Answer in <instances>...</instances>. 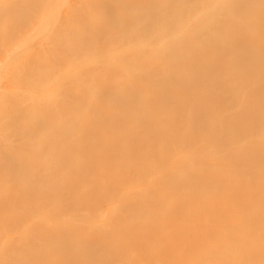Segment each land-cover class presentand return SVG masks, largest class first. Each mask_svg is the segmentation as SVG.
Wrapping results in <instances>:
<instances>
[{
	"label": "bare ground",
	"instance_id": "6f19581e",
	"mask_svg": "<svg viewBox=\"0 0 264 264\" xmlns=\"http://www.w3.org/2000/svg\"><path fill=\"white\" fill-rule=\"evenodd\" d=\"M204 2L202 3V0H6L5 4H0V102L2 103L0 104V155L3 157V161L0 162V177L3 175L7 177L11 176V181H9V177L8 179L5 177L2 178L3 181L4 179L8 180V183L10 182V184H12V180L13 182L15 181L10 190L3 188L5 194L9 195L0 197V227L2 228H0V231L3 232L0 236V264H44V259H39L33 256L35 250L32 249L31 245L30 249L25 246V234L20 235L19 241L16 240L14 236L19 230L24 231L25 228L30 227V224H24V222L30 218V213L27 211L30 209V183L26 182V179L30 177V139L44 136L51 144L65 143L67 140H70L69 138L75 133H80V128L72 126L73 122L67 120V117L75 115V113L77 114L79 111L85 109L88 94H83V96L86 95V100L82 99L83 97L81 98L80 96L75 102H70L71 95L81 90H88L93 96V93L97 94L98 97H91L94 99V102L92 100L91 103L89 101L90 98L88 104L91 105V107L89 106L90 112L92 111L91 115H102L103 113H106L105 109L107 111H112L109 110V108L112 109L110 106L128 104L131 99H134L135 101V98L142 91H144L143 93L145 97V89L147 91V88L149 87H154L153 89H156V91L159 90L161 94L176 95L180 100V97L185 94L189 95L193 92H195V94L198 92H205L206 89L204 88L212 83H214V85H210V87L214 86L213 89L221 93H217V96L215 91L213 94L211 89L209 92L212 93L208 96L209 92L207 93V89L205 93H207L208 98H206L208 101L211 100L209 101L211 107L212 105L213 107L215 105V108H218L215 103H211L213 101L215 102L216 98L220 97L225 90L226 93H224L226 95L233 92L231 93L233 94V97L231 94L227 96L225 95L226 97H224L227 99L230 97L235 99L233 101H235V104L238 107V111L236 110L235 112V109H231L234 108V106L232 105L233 107H231L228 105L231 107L229 110H233L236 114L233 111H230V113H226L228 115L226 116L224 113L225 116H223L222 122L219 124V115L223 114L226 110L223 111V108L220 112V108L217 109V111L212 108L215 110L214 111L205 106V111H214L213 114L215 113L214 115L219 116L217 119L216 116L213 115V118L215 117V119L218 120L216 121L220 125H218L219 131L221 130L224 134L222 137L225 136V139H222L225 140L223 142L227 143V145L222 143V139L220 140V138L218 144H225L226 147L230 145L232 147L231 149H228L234 152L231 154L229 151L230 153L228 152L224 154L225 156L223 157L225 159H222L225 161L227 159L229 163H223L224 166L222 165L223 168L219 171L216 165H209V161H204V159L202 161L201 158L199 159L191 154L187 153V155L183 152L185 149L183 150L182 144H186L185 141L187 140H184L185 138L182 133V142L178 141L182 143H179L181 150L176 144L178 147L175 148L176 150L171 153L170 157H167V164L160 166L164 169V172L158 167V171H161V173L150 177L147 180V183L152 186L164 184L163 186L166 187V192L170 193V195L165 201H163V203L167 202L164 210L169 211L167 213L168 216L161 217L158 221L153 220L154 223L158 222L159 225H157V227L153 222L151 223L152 219H148L142 223L141 228L149 240H151V237L156 234L154 237L156 244H152L153 247L146 252H154L160 256L150 264H264V193L261 195L256 192L259 194L256 196L258 198H255L256 200H251L250 196L254 195L253 193H249L247 196L240 195L241 197H239V194L234 193L235 191L232 190L233 194L231 193L232 197H230L231 194L229 195L227 192H220L221 194H219V196L221 197L219 203L223 205L220 206L219 204L218 207H221L222 209L221 211L219 209L216 211L217 204H215L213 199L208 198V196L211 195V190L209 193V190L207 189V185L210 186V184H213L215 185L214 187H216L219 178H223L220 177L223 176V174L226 176L231 172L229 176H234V171L236 172V170L239 169V171L248 170L250 172L257 167L256 169L260 168L259 172L264 174V104L261 106L258 104V106H256L257 102H255V107H252L253 104L252 106H249L251 105V103H249V101L251 102L250 98H253L247 91L251 89H249V86H247L248 89L245 88L247 90L244 89L246 92L244 91L243 93L245 94L242 93L244 95L242 97H247V95H249L246 100L247 102L244 98L241 99V102L240 95L238 99L241 103L244 101L245 103H249L243 104L246 105V107L241 103L239 107V102H236L237 99L235 98L238 97V92L242 91L239 90L241 86L246 87L249 83H251L250 86H252L254 82H257L258 86L262 85H259L260 82L258 81L261 79L262 82V77H264V0H232L231 2L230 0H205ZM199 7H201V10L199 9L200 13L197 9ZM196 10L198 12L197 15L203 14L202 16L205 17L197 16L195 19H198L199 22L195 21L194 23L193 20L191 23L194 24H191V26L189 24L190 27H188L187 22H190L188 20L192 18V15L194 16V14H196ZM222 15H227V17H225L228 19L227 23H222V19L220 21V18H223ZM230 21L233 25H237V23L238 25L239 23L243 24V27L241 26L242 28L240 29L241 31L238 29L240 27L235 25L238 29V36L240 38L238 36V39L235 37L232 39L233 36H231L232 38H229L235 28L230 32L224 31L226 25L228 29ZM244 23L246 24L245 26ZM219 24L221 26L224 25L225 27L223 26L224 28L220 29L221 26ZM192 25L194 26L192 27ZM244 27L249 29H246L247 31H245ZM70 29L72 30V33ZM237 29H235V31H237ZM74 31L77 33H74ZM78 31H83L82 33L85 36L83 35V38L80 37L81 35L79 36ZM222 32H225V35H223L224 33ZM36 33L42 35L47 45H44L35 52L32 51L31 41L32 38L36 36ZM75 34H78V38H75ZM223 36L225 37L224 39ZM209 39L213 42V46L211 47H222L225 50L222 54L219 52V54H221L220 57L214 53V55H212L209 53L210 51H207L209 50ZM235 39L237 40L236 42ZM76 40H79V42H75ZM227 40L229 42H227ZM96 45V48H100H95L96 51H93L95 50L94 47ZM252 45H255L256 48L254 46L251 47ZM107 46L111 47L108 48ZM59 47L63 49L62 52ZM106 47L108 48V51L104 49ZM251 48H253L255 54L252 53ZM57 49L60 51L57 52ZM110 50L114 51L112 52ZM140 50L141 53H139ZM249 50H251V53ZM208 54L211 55L212 61L209 60L208 62V59L211 58ZM230 61L234 62V65L236 64L235 68H237L239 64L242 72L239 66V71L237 69L236 71L240 73H236V71L232 73L231 71H234L235 68L229 69L228 64H230ZM210 62H212L213 65L208 64ZM221 65L227 66H224L226 67L225 71L223 70L224 67H221ZM218 67H221L222 69H219ZM216 68L221 70L222 74L221 71L219 72ZM216 70L218 72H216ZM223 73L224 75L228 74V77L223 76ZM255 74H258V81ZM254 76L255 78H253ZM250 77L251 81L249 80ZM208 80L212 83H207ZM125 81H127V83ZM123 82H125L127 86L125 85L126 87L121 89L118 85ZM228 85L229 87H227ZM216 86L217 88L215 89ZM218 86H220V89H218ZM222 87L225 90H222ZM225 87H227V89ZM233 87L238 94H234L236 91ZM238 87L240 88L238 89ZM263 87L264 83L262 87L260 86V89H263ZM48 92H55L57 97L54 101L43 102L44 100L42 101L39 97L46 95ZM251 92L253 93V91ZM212 95L217 96L216 98L212 97L213 101L209 98ZM140 96L143 97V95H139V97ZM149 96H147V98ZM260 96L261 95H259V97ZM156 97L158 96L156 95ZM156 97L154 99L151 98L155 100ZM224 97H222V99ZM161 98H159V100H161ZM260 99L263 98L260 97ZM30 100L32 101L31 105ZM163 100L165 99L163 98ZM148 103L150 104V102ZM157 103H155V105ZM252 103H254V101ZM133 104H136V101ZM143 104L144 103H142V105ZM162 104L161 101L160 105ZM167 104L168 103H166V105ZM155 105L151 106L155 108ZM210 105H208V107ZM159 106L157 104L156 108ZM188 106L190 105L188 104ZM101 107H105L102 112ZM173 107L175 108V106ZM92 108L95 109V111ZM189 108H192L193 110L194 107ZM32 109L36 111L33 114L41 115L39 117H50L54 114L62 115V117L59 116V118H64V121L62 120L64 127H62L63 124L61 123L62 125L60 129L58 128L59 130L51 132L45 131L43 128L39 129V126L30 130V125L26 120L27 117H30V113L33 111ZM115 109L113 111L114 113ZM202 110H204V108ZM205 111H201L200 117L201 119H207V122L204 120L200 121L201 123L204 121L207 126L203 123V125H200L205 126L206 128L208 127L207 129L203 131L201 130L203 127H198L200 117L197 118V123L195 120L193 121L195 118H192V121L197 125L196 130L200 129L203 132L204 136H202L205 143L208 145L200 144L202 147L198 145L197 148L195 144L197 139H194L195 134L193 133V147H190V150L189 148L187 149V147L186 149L188 151L193 150L196 153L200 151L201 154L202 152L206 154L205 157L207 156V158L217 159L223 150L227 149L224 145H220L221 147L218 144L216 147L210 146V143H212L210 139H212V137L216 138V136L214 137L212 135V137H208L206 133L210 131L208 129L217 125V123L214 124L216 121L212 118V114L209 112L208 116V112ZM195 112H198V110L196 109ZM203 112L204 114H207L206 117L208 116L209 118H204V114L202 115ZM217 112L221 114L218 113V115ZM194 114L196 116V113ZM151 115L153 116V114ZM188 115L189 114H187V116ZM183 116L186 117V115ZM193 116L194 115H192V117ZM187 119L190 121L188 117ZM112 121L111 117H107L104 120V124L110 125ZM193 122L192 124L194 127L195 125ZM208 122L210 124H207ZM239 123L241 125H239ZM210 125H212V127H210ZM218 126L213 127L212 129L214 135H217L215 132L218 129L216 130L215 128ZM239 126H243L242 129L246 133L240 129L244 132V134H240V131H237L240 128ZM166 127L169 128L168 126ZM188 127L189 126H187V129H189L192 134V127ZM94 128L98 129L100 126L96 125ZM16 130H19L20 132L14 134L13 132ZM85 130L89 132L91 128H82L81 132L85 133ZM184 130L185 129H183V131ZM196 130L194 129V131ZM196 132L199 133V131ZM237 133H239L240 136L237 135ZM257 133H260L258 135H261V138H254L259 145L255 142V139L249 138V136L257 135ZM168 136L170 135L168 134ZM186 139H189V137ZM214 142L215 140H213V143ZM173 148L172 150H174ZM199 148L200 150H198ZM92 150V141L88 139L83 142L81 146L73 148L70 154L72 156H77ZM159 154L160 157L164 156V152ZM227 154H229L227 157H235L239 155L236 158L237 160L239 159L238 161L240 162L237 161L238 164L234 163L236 165L232 167V163H230L231 158L229 157L228 160L226 157ZM251 155H254L253 157H255V159L253 158V163L250 158ZM240 156L242 160H240ZM59 162H57L56 165L60 167L63 163ZM215 163L217 164V162ZM219 163L220 161L218 164ZM82 168L81 173L83 174L84 170H82ZM192 173H196V177L199 178L196 182L200 185V189H197L199 188L198 185L191 182L194 181L189 178ZM43 176L44 173L36 174L34 176L37 184H45L44 182L46 181L43 179ZM259 177L262 178L258 179ZM259 177L257 178L258 180H264L263 176ZM23 178L24 182H22L19 187L20 190H18L19 192H23L20 194L17 191V194H20L19 196L25 201V205L23 207L20 205L22 210L16 208L15 212L13 211L14 214L8 215L9 213L4 207L6 206L7 209H10L9 206L13 208L19 202L20 199L18 195H15L14 189H16V183ZM256 182L259 183L257 180ZM57 183L58 182H53L54 185ZM60 185L64 188L63 191L66 193L65 200L69 199V193L75 187L68 180L60 182ZM251 185V187H254V184ZM235 187L238 186L234 185V190H237ZM101 188L103 189L104 187ZM261 189H264V187ZM9 191L10 193H8ZM92 192L93 191H91V193ZM132 192L133 194H131L130 191L129 194L127 193L125 196L124 194L122 195L125 199L123 203H121V207L119 201L118 204L114 202L116 208L118 206V208H121L120 210H122L123 204L122 212H127L129 209L127 213L128 216L132 210L140 209L143 206V203L149 208L153 202V196L148 193L141 195L143 191H139L137 185L136 189H133ZM84 197L85 195L82 194L77 198L78 202L81 203L79 217H74L73 219L75 226L72 220L70 223L71 225L73 224V226H69L71 227L70 229L68 228L69 230L65 229V231L68 230L66 236L69 238L74 236L73 234H76L75 236H77L79 232L78 229H80L79 223L81 226V222L79 221H84L86 219L97 220L100 224H97L96 226L99 228L96 229L93 224L94 227H92L94 230L96 229L95 232L83 235L76 243H70V241L67 242L70 246L74 244L76 248L80 245L81 240L83 242V246L77 250L78 252L75 253L74 251V254L72 255H70L72 252L69 253L70 257L73 258H71L70 260L72 261L67 264H77L78 262L84 264L86 262L85 251H91L92 254H96L95 250H100L103 248L102 245L106 244V237L111 234V232L109 233V229L113 227L111 221L108 222L104 219L105 213L102 212L104 207H108L109 204H104V206H102L100 204H103V202L97 204V200V203L95 204V202L92 201V204L96 206L88 209V207L83 204ZM119 197L121 198V196ZM109 198L111 197L109 196ZM111 200L112 199H110V201ZM210 200H213V203L209 206L208 203ZM240 200H243L244 202L242 201V203H239ZM234 203H238V205L236 204L238 207L239 204H242L240 206L243 207L237 209L235 208L237 206L232 205ZM20 204H22L21 201ZM114 205L111 204L109 207L113 206V209L116 210ZM231 205L232 207L229 208ZM244 205L245 207H252V210L248 211V214L252 213L251 211L255 208L256 214L252 213V215L254 214V217L251 216V214L250 216L248 214L246 215L247 212ZM100 206L103 208L102 210H100ZM225 206V209L229 208V212L224 209ZM113 209L111 212L114 211ZM248 209L249 208H247V210ZM242 210L245 211L242 212ZM5 211L8 216L5 215ZM50 212L52 214L53 211L50 210ZM111 212L109 211L108 213ZM226 213H230V215L227 216ZM26 214L27 216L20 218V216L22 217V215ZM48 214L52 217L49 212ZM114 215L116 216L118 214ZM132 215L135 216L137 213H133L131 216ZM124 216L120 217L124 218ZM118 217L119 216H117V218ZM36 218L42 220L43 217L39 215ZM56 219L53 218V220ZM75 221L79 222L77 227ZM131 221L132 224L133 222H136L134 220ZM86 225L88 226V224ZM126 240L127 239L125 238H120L119 241L126 242ZM109 242L114 244V255L112 256L114 260L110 259L111 255L108 256L100 251L103 255H96L98 257L96 264H122L120 251L127 248V246L125 244L123 246L119 244L121 248L116 249L115 246H117V241ZM118 247L119 246H117V248ZM59 249H61V247H59ZM59 249H55L61 254V256L60 254L57 256L55 252L58 262L60 259L62 261L63 257L67 258L69 256L65 251H68L69 249L63 247V252ZM113 250L111 249L110 252ZM53 251L50 252L52 253ZM80 252H82V254ZM47 253L49 254V252ZM129 253L131 254H128V257L125 258L126 262L124 264H146V262L141 261L140 258H138L137 252L129 251ZM48 254L46 255L49 256L50 254ZM104 255L106 256L105 259ZM59 257L62 258L58 259ZM107 258L110 260L105 261ZM88 259L89 257L87 260ZM64 261L66 260L64 259ZM45 264L55 263L45 262Z\"/></svg>",
	"mask_w": 264,
	"mask_h": 264
},
{
	"label": "rangeland",
	"instance_id": "374dc122",
	"mask_svg": "<svg viewBox=\"0 0 264 264\" xmlns=\"http://www.w3.org/2000/svg\"><path fill=\"white\" fill-rule=\"evenodd\" d=\"M204 1L205 0H202V3ZM231 1L232 0H230V2ZM5 2H6V0H0V4H5ZM204 3H206V2H204ZM200 8L201 7L197 8V9L199 10ZM200 10H199V13H200ZM195 13L196 14H194V16L193 15L191 16L193 19L190 18V20H188V21H190V22H187V26L188 27H190L191 24H194L195 21L199 22L198 19H195V18H197V16L205 17V16H202L203 14L197 15V13H198L197 10H196ZM222 17L223 18H220V21L222 19V23H227L228 19L225 18V17H227V15H224V16L222 15ZM199 19H201V18H199ZM193 20H194V23H191ZM189 24H190V26H189ZM235 25H233L232 22L230 21V25L228 24V29H227V25H226V27L223 25L225 28L220 25L221 26L220 29L224 28V31L230 32L234 28L237 29L238 26L240 27V28H238L239 30L243 27V24H240V23H239V25L237 23V25H236L237 27ZM245 25L246 24L244 23V26ZM193 26L194 25H192V27ZM235 29L233 30L232 35L230 34L229 38L231 36H233V38L231 37L232 39H234V37L236 39H238L237 38L238 29H237V31H235ZM246 29H249V28H245V31H247ZM70 31L72 33L71 29H70ZM82 32L78 31L79 36L81 35L80 37H82L84 35ZM31 33H35V32H31ZM74 33H77V32L74 31ZM80 33H82V34H80ZM222 33H224L223 35H225V32H222ZM242 33H243V31H242ZM77 35L75 34V38H78ZM224 38L225 37L223 36V39ZM229 38H227V39H229ZM236 39H235V42L237 41ZM75 42L78 43L79 40H76ZM227 42H229V41L227 40ZM44 45H47L45 39L42 37L41 34L36 33V36L33 37L32 41H31L32 51L36 52L40 48H42ZM255 45H252L251 47H253V46L255 47ZM211 46H213V42L209 39V50H207V51H210L209 53L212 54V55L215 54V55H218V57H220L221 54L225 51L222 47L213 48ZM256 46H258V45H256ZM96 47H97V45L94 47V49ZM107 47L104 48V49L107 50L111 46L108 47V48ZM59 48L61 49V52H62L63 49L61 47H59ZM98 48H100V47H98ZM98 48H96V49H98ZM96 49L93 50V51H96ZM235 49H236V47H235ZM251 49H252V53L255 54V52H253V48H251ZM59 51L57 49V52H59ZM110 51H112V50H110ZM137 51H138V49H137ZM250 51L251 50H249V52ZM219 52L221 54H219ZM139 53H141V50L139 51ZM209 56L211 57V55H209ZM216 58H217V56H216ZM209 60L212 61V57L208 59V62H209ZM208 64L213 65L212 62H210ZM210 65H209V67H210ZM226 65H221V67H224ZM228 65H229V69H231V68L233 69V68H235L236 64L234 65V62L230 61V64H228ZM230 65H232V66H230ZM239 66L240 65L238 64L237 68H235L234 71H231V72L233 73V72L236 71V69L238 70ZM242 66H243V64H242ZM221 67H218V68L220 69ZM226 67H224V69H223L224 71H225ZM218 68H216V69L220 72L221 70H219ZM217 70H216V72H218ZM240 70H241V66H240ZM238 71H236V73ZM241 72H242V70H241ZM238 73H240V72H238ZM221 74H222V71H221ZM227 75L228 74L224 75V73H223V76L226 77ZM255 75H256V79H257V75L258 74H255ZM251 77L249 78V80L251 79ZM253 78H255V76ZM262 78H263L262 82H261V79L259 81L257 79V81L260 82L259 85L260 84L263 85V83H264V77H262ZM127 81H129V80H127ZM127 81H125V82L127 83ZM125 82L122 83L123 85L122 84L118 85V87L120 86L121 89H124L127 86ZM209 82H210V80H208L207 83H209ZM210 83H212V82H210ZM210 85H214V83H212ZM210 85L207 86V87L205 86L206 88H204V89H206V91L208 89L207 93L209 91H211V89H212L213 94H214V91H215L216 95H217V93H221V92H218V91L214 90L213 89L214 86H211L212 87L211 88ZM250 85H251V83H249V85H246V87H242L241 86V88H243V89L238 87V89L240 88L239 90H242V91L238 92L239 94L237 93V91L233 87V89L236 91V93L234 92V94H238L237 95L238 97H235V95H234V97L238 100L239 99V95H240V101H241L242 98H244V100L246 101L247 98L249 97V95H247V97H242V96H244L243 94H245V93H243V92L245 90H247L248 89L247 86H249V89L250 88L251 89L247 90V91L250 94V96L253 97V98H250L251 102L249 101V103H251V105H249V106H252V104H253L252 107H255L254 106L255 102H257L256 106H258V104H260L259 106L263 105L264 104V100H263L264 99V96H263L264 95V93H263L264 87H263V89H260V86L262 87V85L258 86L257 82L256 83L254 82V84H252V86H250ZM220 86H218V89H220ZM255 86H256V88L258 87L257 90H256ZM227 87H229V85ZM227 87H225V88L227 89ZM153 88L152 87L147 88L149 90V93H148V90L146 91V89H145V93H146L145 97H144V93H143L144 91H142L139 95H143L144 99H143L142 96L139 97V95H138L135 98L136 104H133L135 101H134V99H131L130 102H128V104H119V105H116V106H110V107H112V109L109 108V110H112V111H107L105 109V107H103V108L101 107V109H102L101 112L104 111V109H105V112H106V113H103L102 115H98V114L97 115H91V112H92V111L90 112L91 105L88 104L89 101L91 102L93 100V102H94L93 98L95 96L98 97L97 94L93 93L94 94V96H93L90 91L81 90V91H79V92H77V93H75V94H73L71 96L69 95L70 96V102H75L78 99V97H80V96H81V98L83 97L82 99L86 100V97H85L86 95L83 96V94H88V98L86 100L87 105L85 106V109L79 111L77 114L75 113V115H71V116L67 117V120H71L73 122L72 126H77L78 128H80V133H78L79 135L75 133L76 135L74 134L71 138H69L70 140H67V142H65V143H54V144L49 143L44 136H41V137H38V138H35V139H30V177H28L26 179V182L30 183V203H29L30 209L27 210L28 213H30V218L26 222H24V224H26V225L30 224V227L25 228L24 231L19 230L15 234L14 238L19 241L20 235L21 234H25L26 235L25 246L29 247V249H30V245H31L32 249L35 250L33 252V256L36 257V258H39V259H44L43 260L44 264H45V262H48V263L52 262V263H55V264H59V263L60 264H65V263L67 264V263L71 262L72 260H70V259L73 258V257H70V255L74 254V251H75V253L78 252L77 250L83 246V242L81 240V243H80V245L77 248L75 247L74 244H73L74 246L73 245L70 246V244L67 243V242L70 241V243H76V242H78L80 240V238L83 235H86L88 233L92 234L93 232L96 231V229L99 228L96 225L100 224V223H98V221L95 220V219H93V220L86 219L84 221L83 220L79 221V222H81V226H80V223L78 221L77 222L75 221L76 222V227H77L78 223H79V227H80V229H78L79 232H78L77 236H75L76 234H73L74 236H71L70 238L66 236V234H68V230L73 226V224L75 226V223H74V220H73L74 217H79V209L81 207V203H79L78 200H77L78 196H81L82 194L85 195L83 204H84V206L88 207V209L96 206V205L92 204V201L95 202V204H96L97 200H98L97 204L103 202V204H100L102 206H104V204H106V205H108V204L109 205H111V204L114 205L115 203L118 204L120 202V207H121V203H123V201L125 199L124 196L127 195V193L129 194L130 191H131V194H133L132 190L136 189V185H137V188H139V191H143L141 195H144V194L148 193V194L153 196V202H152L151 206L148 208L143 203V206L140 209H137V210H134V211L132 210L131 211L132 213L129 211L130 212L129 216L127 214L129 209L127 210V212H125V211L122 212L123 204H122V210H120L121 208L120 207L118 208V206L116 208V204L114 205V208H116V210L118 209L117 211L113 209V206L109 207V205H108V207H106V208L104 207V210H102L103 208H101V206H100L99 207L100 210H102V212L105 213L104 219L107 220L108 222L111 221L114 228L112 227V228L109 229V233L111 232V234L108 237H106V240H105V241H107L106 244L102 245L103 248H101L100 250H98V251L95 250L96 254H92L91 251H85L84 254H85L86 262L84 264H96L97 261H98V257L96 255L97 254H102V253L106 254L108 256L111 255L110 259L112 260L113 259L112 256L114 255V250H113V245L114 244L110 243L109 241H114V242L117 241L116 245L119 246V247L117 248V246H115L116 249H120L121 246H123L124 244L127 246V248H125V249L120 251L121 254L119 253L121 255L120 259L122 261L121 262L122 264H124L126 262L125 258L128 257V254L129 255L131 254V253H129V251L130 252H134V251L137 252V256H138V258H140L141 261L146 262V264H150L151 262H153L154 260H156L157 258L160 257L157 253L146 252L147 250H149L150 248L153 247L152 244H154V245L156 244V241H154V237H155L156 234H154V236L151 237V240H149V238L146 237L145 232L143 231L141 226H142V223L147 221L148 219H152L151 220V223H152L153 220L158 221L159 218L165 217L167 215V213L169 211H165L164 210V208L167 205V202L163 203V201H165L169 197L170 193L166 192V187L163 186L164 184H158V186L149 185L147 183L148 178L153 177V176L161 173V171H158L159 170L158 167L166 165L167 162H168L167 157L168 156L170 157L171 153H173V151L176 150L175 149L176 147H178V146H179V148L181 147L179 143L182 142L181 141L182 140V137H181L182 133H183L184 138H185L184 140H187V141H185L186 144H182L181 143L183 150L185 149L184 151L183 150L182 151L185 154L188 153V154H191V155L195 156L196 158H199V159L201 158L202 161H203V159H204V161H207V162L209 161L208 164L212 165V166L216 165V167H217V169L219 171L222 170V168L224 166L223 163L225 164L226 162H228L227 159H226V161L224 160L225 159L223 157V156H225L224 154L228 153L229 151L231 152V154H233L234 151L230 150L232 146H230V145H228L227 147L225 146V144L227 145V143L223 142V141H225L224 140L225 136L222 137L224 134L222 133L221 130L219 131V126H220L219 124H221L223 116H225L224 113L226 114L227 112L230 113V111H233V110H229L233 106H234V108H231V109H235V112H236V110L238 108L237 105L235 104V101H233L235 99L231 98L230 96H229L230 97L229 99L225 98L227 95H230L233 92H231L230 94L226 95L225 94L226 90L222 87V90H225L224 91L225 93L222 91L223 92L222 95L224 94L223 96L221 94H219V95H221L220 97H217L218 95L217 96H213L212 95L211 97H209L210 99H212V101H213L212 97H215V98L217 97L216 100L214 98L215 102L213 101L212 103L211 102L210 103L211 104L215 103L218 106L217 109L220 108L219 109L220 112H221V110L223 108H224L223 111L226 110L225 112H223V114L217 112V114L218 113L221 114V115L218 114L220 116L219 117L217 115H214L215 113L213 114V112L215 111L214 109H216V108H215V105H214V107H213V105L211 107V105L209 104V101H211V100L208 101L207 93H205L206 91L202 92V93L198 92L196 94H195V92H193L194 94L193 93L192 94L190 93L189 95L185 94V95H182L180 97V100H179L176 97V95H173V94H171V95L170 94H166V95L165 94H161L159 90L156 91V89H153ZM216 88H217V86L215 87V89ZM245 88H247V89H245ZM153 90L156 91L157 93L154 92ZM234 90H232V91H234ZM101 91H102V89H101ZM227 91L230 92L229 90H227ZM251 91H253V93ZM212 92H209L208 96H210ZM96 93H99V92H96ZM203 94L204 95L206 94V95L204 96ZM156 95L158 97H156ZM232 95L233 94H231V96ZM259 95H261L260 97L263 98V99H260ZM147 96H149V97L147 98ZM165 96H167V97H165ZM188 96H189V98H188ZM196 96H198V97H196ZM56 97H57V94L55 92H48L46 95H42L39 98H41L42 101L44 100L43 102H51V101H54L56 99ZM91 97H93V98H91ZM151 97L153 99L156 97L155 100H157V101L153 100ZM222 97H224V98L222 99ZM140 98H141V100H140ZM159 98H161V100H159ZM163 98L165 100H163ZM203 98H204V100H203ZM258 98L260 99V102H259ZM136 99H138V100H136ZM139 100H140L141 103L139 102ZM237 100H236V102H239V100L238 101ZM262 100H263V103H262ZM161 101L163 103L162 105H160ZM245 101L243 103H241L242 101L239 102L238 103L239 107H240L241 104L243 105L245 103ZM253 101H254V103H252ZM148 102H150V104ZM188 102H190V103H188ZM198 102H199V104H198ZM233 102H234V104H233ZM31 103H32V101L30 100V105H31ZM142 103H144V104L142 105ZM155 103H157L158 106L160 105L159 107H161V106L162 107L161 108H159V107L156 108L157 104L155 105ZM166 103H168V104L166 105ZM206 103H208V104H206ZM249 103H245V104H249ZM0 104H2V103L0 102ZM188 104L190 106H188ZM123 105H125V106H123ZM146 105H147V107H146ZM151 105H153V106L155 105L156 109L154 107H152ZM192 105H194V106H192ZM200 105H201V107H200ZM208 105H210V106L208 107ZM228 105L231 106V107H229ZM94 106H92V107H94ZM173 106H175V108ZM205 106H207L208 109L211 108V110H214V111H211V112H210V110L209 111H205ZM243 106L246 107V105H243ZM189 107H194V108L192 110V108H189ZM107 108H108V106H107ZM113 108L114 109L116 108L115 109V113L113 112L114 111ZM195 108L198 110V112H195L196 111ZM203 108H204V110H202ZM212 108H214V109H212ZM217 109H216V111H217ZM93 110L95 111V109H93ZM170 110H172V111H170ZM200 110L208 112L207 113L208 116H209V112H210L212 114V118H213V115L216 116V118L219 117V119L217 118L219 121L217 119H215V117L213 118V119H215V121L217 120L219 122V124L217 123V121L214 123V121L212 120L214 124L217 123V125H214L213 127H216V126L219 125L217 128H215L216 130L217 129L218 130L216 132L214 131L215 134L217 133V135L213 134L212 125H210V127H212V128L208 129L210 131H208L206 133L208 137H212V135L214 137L216 136V138L212 137V139H210L212 141V143H210V146H213V147L217 146V144L219 143L218 142L219 138H220V140L222 138H224V139H222V143H225L223 145H224V147L227 150H223V152L221 151L222 155L220 154L219 158H217V159L216 158H207V156L205 157L206 154H204L203 152L201 154L200 151H198L196 153L193 150H191V151L187 150L188 148L190 150V147H193L194 140H193L192 136L194 134H195L194 136L196 137V138L194 137V139H197L198 141L197 140L196 141L199 142V143H197L195 141L196 147L198 145H200V144L208 145L207 143H205V140L203 138L204 134L201 131V130L204 131L205 129L208 128V127L207 128L205 127L207 125H205V123H204V121L207 122V119H201V117H200L201 116V111ZM94 111H93V113H94ZM188 111H191V112H188ZM34 112H36V111L33 110L30 113V117H27V120H26L27 123L30 125V130H32L34 128H37L39 126L38 127L39 129L43 128V130L51 132V131L59 130L61 125L63 124L62 120L64 121V118L63 119L59 118V116L62 117V115L54 114L53 116H50V117H48V116L39 117L41 115L33 114ZM96 112H97V110H96ZM194 113H196V116H198V117H196ZM151 114H153V116ZM187 114H189V115L187 116ZM203 114H204V112L202 113V115ZM207 114H204L203 117L205 118ZM183 115H186V117H184ZM192 115H194V116L192 117ZM208 116L206 118H209ZM226 116H228V115L226 114ZM107 117H111V120H113L112 121L113 123L111 122L110 125H105L104 124V120ZM187 117L190 119V121H188ZM170 118H171V120H170ZM192 118H195V119H193V121L195 120V122L198 121L197 118H199V121L200 120L201 121L204 120L202 123L205 126H201L203 124L200 121L198 127L201 126V128L202 127L203 128L201 130L200 129L196 130V128H197L196 123L197 122L196 123L193 122ZM164 120H167V121H164ZM168 120H169V122H168ZM184 120L186 121V123H185ZM192 122L195 125L194 127H193ZM239 122H240V120H239ZM166 123H168V124H166ZM240 123H239V125H241ZM207 124H210V123L208 122ZM96 125H99L100 128L95 129L94 127ZM166 126H168L169 128H167ZM187 126H189L188 128L192 127L191 128L192 134L190 133L189 129H187ZM62 127H64V124H63ZM85 127H90L91 130L89 132L85 130L86 131L85 133L81 132L82 128H85ZM239 127H238L239 129L237 131L238 132L240 131V134H244L245 131L242 129L243 126L242 127L239 126ZM193 128L196 131H199L200 134L198 132L194 131ZM168 129H170V130H168ZM183 129H185V130L183 131ZM192 129H193V131H192ZM240 129H242L244 132L241 131ZM19 132H20L19 130H16L13 133L17 134ZM168 134L170 136H168ZM189 134H191V135H189ZM197 134H198V136H197ZM206 134H205V136H206ZM240 134L237 133V135H239V136H240ZM258 134H260V133H257V135L256 134L255 135H251V136H249V138H251V139L252 138L255 139L257 137L261 138V135H258ZM188 137H189V139H186ZM200 138H202V139H200ZM88 139H90L92 141V144H93V150L92 151L85 152V153L77 155V156H72L70 154V152H71V150L73 148L81 146V144L83 142H85L86 140H88ZM213 140H215L214 143H213ZM178 141H181V142H178ZM200 141H203V142H200ZM174 142H175V144H174ZM255 142H256V139H255ZM222 143H220L218 145L219 146L220 145L223 146ZM189 144H192V145H189ZM257 144L259 145V143H257ZM183 145H184V147H183ZM185 145H187V146H185ZM186 147H187V149H186ZM172 148L174 150H172ZM228 148H230V149H228ZM180 150H181V148H180ZM198 150H200V148ZM161 152H164V156L163 157L159 156L160 155L159 153H161ZM228 155L229 154H227L226 157ZM31 156H33V157H31ZM238 156L239 155H237L235 157H233V156L230 157L229 156L231 158L230 159V163H232V165L231 164H229V165H231L233 167L236 164H238V162H240V161H238L239 159L237 160V158H236ZM251 156H250V158L252 159L251 161L253 163V160L255 159V157H253L254 155L252 157ZM229 157H227L228 160H229ZM222 158H224V159H222ZM239 158H240V160H242L241 156ZM233 160H235V161H233ZM1 161H3V157L0 155V162ZM59 161L63 163L62 166H60V167L56 165L57 162H59ZM219 161H220L221 164L220 163L218 164ZM215 162H217L218 165ZM234 163H236V164H234ZM250 165H253V164H250ZM114 167H116V168H114ZM81 168H82V170H84L83 174L81 173ZM256 168H254L253 171H250V172L248 170L246 171V170H243V169H242L243 171H239L240 169L239 170L234 169V170H236V172L233 170L234 171V176H232V175L229 176V174H231V172H229L226 176L223 174V176H220V177H223V178H221V179L219 178V180L217 182L218 185L216 184V187H214L215 185H213V184H210L211 187L209 185H207L208 186L207 189L209 190V191L208 190L207 191L210 193V190H211V195H209L208 198L209 199H213L215 204H217L216 205V211H218V209L221 211V209H222L221 207H218L219 204H220V206L223 205V204L219 203V200H220V197H221V196H219V194H221V193L227 192L230 195L231 193L233 194V191H235L234 193L239 194L238 195L239 197H241L243 195L247 196L249 193H253L254 195L250 196L251 200L252 199L256 200L258 198L256 196H258L259 194L262 195V193H264V191H263L264 189H261L262 187H264V185H263L264 184V180H262V179L258 180V179L262 178V177H259V176H263V179H264V174L263 173L261 174L259 172L260 168L259 169H256ZM161 170H162V172H164V169L161 168ZM243 172H245V173H243ZM42 173H44L43 179L46 182H44L45 184H43V185H39V184L36 183L34 176L36 174H42ZM232 174H233V172H232ZM255 174H256V176H255ZM4 177L7 178V179L9 177L10 178L9 181H11V176L7 177V176L3 175V176L0 177V197L1 196L3 197L5 195H9V194H5L4 189L10 190L11 186H13L12 184L15 183V181L13 182V180H12V184H10V182L8 183V180H5V179H4V181H5V183H4V181L2 179ZM192 177H195V178H192ZM189 178H191L190 180H194V181H191L193 184L198 185L196 181L199 178L196 177V173H194V174L192 173L189 176ZM64 180L70 181L72 183V185L75 187L73 190L70 191V193H69L70 197L67 200H65L66 193L63 191L64 188L60 185V182H62ZM256 180L259 181V183L256 182ZM22 182H24V178L21 181L16 183V189H14L15 195H18V197L20 199L19 202L13 208L9 206L10 209H7L6 206L4 207L5 210H7V212L9 213L8 215L14 214L16 208L18 210H22L21 206L23 207L25 205V201L22 199L21 196H19L20 194H22L23 191L22 192L18 191V190H20L19 187L22 184ZM53 182H58V183L54 185ZM242 184H243L244 187L242 186ZM247 184H248V186H247ZM251 184H254V187H251L252 186ZM234 185L238 186V187H235V188H237V190L236 189L234 190ZM100 186L104 187V188L102 189ZM199 186L200 185H198V187ZM239 186H242V187H239ZM211 188H213V189H211ZM197 189H200V187L197 188ZM213 190L216 191V192H214ZM17 191L20 194L19 193L17 194ZM91 191H93V192L91 193ZM124 191H125V193H124ZM102 192H103V194H102ZM256 192H258L259 194H257ZM8 193H10V191ZM123 194H124V196H122ZM232 194L230 195V197H232ZM104 195H105V197H104ZM109 196L111 198H109ZM119 196H121V198ZM112 197L113 198L115 197L114 200H113ZM92 198L94 200H96V201H94ZM107 198H108V200H107ZM104 199L107 200L108 202L105 201ZM110 199H112V200L110 201ZM121 200H122V202H121ZM213 200H210V202L208 203L209 206L213 203ZM20 201H21L22 204H20ZM242 201L243 200H240L239 203L240 202L242 203ZM234 204H232V205L233 206H237L238 205V203H236L237 205L236 204L234 205ZM232 205L229 208H231ZM240 205H242V204H239V207L237 206L235 208H237V209L239 208L240 209V207H243V206H240ZM251 206H252V204H251ZM251 206L250 207H248V206L245 207V205H244V208H246V212H247L246 215L248 214V211L252 210ZM110 208H112L114 211L111 212L112 209H110ZM225 208H226V206L224 207V209ZM229 208L225 209V210L228 211ZM247 208H249V209L247 210ZM105 209H107V210H105ZM50 210L53 211L52 214H51ZM3 211H4V209H3ZM109 211L111 213H108ZM244 211L245 210H242V212H244ZM7 212L5 211V215H7L6 214ZM48 212L52 215V217L48 214ZM116 212H118V213H116ZM251 212L256 214L255 213L256 212L255 208ZM119 213H120V215H119ZM133 213H137V215H135V216L132 215L131 216V214H133ZM252 213H250L251 216L254 215V214L252 215ZM114 214H118V215L115 216ZM125 214L128 216V218H127V216ZM226 214H227V216L230 215V213L229 214L226 213ZM250 214H248V215L250 216ZM39 215H41L43 217L42 220H38L36 218ZM25 216H27V214L26 215H22V217L20 216V218H23ZM55 216L57 217V219H56ZM117 216H119V217L117 218ZM120 216H124V218L120 217ZM249 216H247V217H249ZM109 217H110V219H109ZM243 217H244V215H243ZM53 218H55L56 220H53ZM112 218H114V219H112ZM72 220H73V224L71 225L70 222ZM131 220L136 221L135 223L133 222V224H135V225L132 224ZM82 222H83L84 226L86 224H88V226L86 225L84 227ZM60 223H62V224H60ZM89 224H90V227H89ZM93 224L96 227L95 230L93 228L94 227ZM118 224H119V226H118ZM154 224L156 225V227H157V225H159L158 222L154 223ZM69 226H71V227H69ZM138 227H139V229H138ZM65 229H68V230L65 231ZM136 229H137V231H136ZM141 229H142V231H141ZM90 232H92V233H90ZM1 233H3V232L0 231V236H1ZM109 238H111V239H109ZM120 238H125L127 240H126V242L125 241L124 242H120L119 241ZM148 241H149V243H148ZM143 242H144V244H143ZM149 245H150V247H149ZM59 247H61V249H59ZM63 247L64 248L66 247V249H69L68 251L65 250L67 252V253L65 252L67 255H69V253H71V252L72 253L68 256L69 258L68 257L67 258L63 257L66 261H64V259L62 257H59L58 259L62 258L63 262L61 261V259L58 262L56 257L60 253H59L58 250H55V249L58 248L61 252H63L62 251ZM111 249L113 251L110 252ZM103 250H104V252H103ZM50 251H53L54 253L53 252L51 253ZM100 251H102V253ZM47 252H49L50 255ZM55 252H56L57 256H56ZM80 253L82 254V252H80ZM46 254H48L49 256H47ZM87 254H88V256H87ZM60 256H61V254H60ZM88 257H89V259L87 260ZM105 258H106V256L104 255V259ZM110 259L107 258L105 261L110 260ZM67 260H68V262H67ZM79 263L80 262H78L77 264H79ZM110 264H112V263H110Z\"/></svg>",
	"mask_w": 264,
	"mask_h": 264
}]
</instances>
